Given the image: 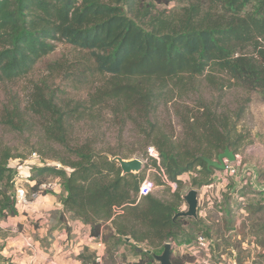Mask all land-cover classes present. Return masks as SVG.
<instances>
[{
  "label": "trees",
  "instance_id": "16d2710c",
  "mask_svg": "<svg viewBox=\"0 0 264 264\" xmlns=\"http://www.w3.org/2000/svg\"><path fill=\"white\" fill-rule=\"evenodd\" d=\"M175 1L0 0V83L29 75L58 43L90 51L91 73L103 81L89 94V107L113 104L116 115L141 127L148 137L145 147H156L169 181L178 185L172 201L154 194L139 199L144 176L124 174L116 159L130 157L115 147L97 150L92 140L72 141L70 127L79 116L64 110L41 86L31 90L29 110L42 121L48 140L62 148L53 157L62 167L47 166L39 172L60 180L63 211L90 225L93 237L110 222L108 237L115 233L117 245L127 243L142 254L136 264L158 262L153 252L134 242L164 246L183 232L186 217H176L186 196L180 177L192 175L196 187L210 185L216 168L204 158L214 159L226 148L237 151L242 143L239 116L233 120L207 105L189 107L181 115L183 131L175 140L155 121L160 103L204 75H223L232 86L264 95V0H187L185 6L168 8ZM3 123L25 127L18 106L6 109ZM17 157L10 148H0L4 216L18 214L15 192L10 193L17 173L10 161ZM149 160L158 167L156 160ZM172 260L186 262L174 253Z\"/></svg>",
  "mask_w": 264,
  "mask_h": 264
},
{
  "label": "rangeland",
  "instance_id": "374dc122",
  "mask_svg": "<svg viewBox=\"0 0 264 264\" xmlns=\"http://www.w3.org/2000/svg\"><path fill=\"white\" fill-rule=\"evenodd\" d=\"M187 4V0H178L168 8H180ZM93 63L90 51L68 43H58L56 50L40 60L29 75L0 83V148L8 147L15 156H19L12 159L10 165L16 168L18 176L20 174L25 178L24 183L30 192H35L32 183L34 179L56 185V189L50 193L56 199L50 202H53L52 215L59 219L57 227L64 223L61 230L69 218L59 209L63 193L60 180L39 171L47 166L62 167L53 158L62 153V148L48 140L42 121L29 110L31 90L36 85L53 95L64 110L74 111L79 116V119L76 117L72 121L70 127L72 141L82 143L92 140L97 150L115 147L130 159H142L144 168L140 174L155 181L156 188L152 194L166 201H172L173 193L178 187L177 184L164 180L153 162L146 160L148 147L145 144L148 137L143 134L141 127L131 119H125L124 115H116L110 107L113 104L89 107V94L103 81L98 73H91ZM215 79L200 76L195 82L188 83V88L181 93L176 91L168 94L158 107L155 121L178 140L183 131L180 117L189 107L207 105L219 113H227L233 120L239 116L237 130L242 136V143L237 151L230 149L236 155L233 163L240 168L249 166L257 172L254 178L258 188L251 187L250 183L242 187L245 180L239 181L227 176L217 168L213 182L202 187L192 185L193 176L187 177L185 174L182 192L186 195L190 190L197 189L200 200L198 216L186 217L179 237L187 235L192 238V247L198 251L190 250L189 246L174 256H184V264H264V95L232 86L229 81L224 80L223 75L218 76L217 81ZM17 106L24 116L23 129H13L3 123L6 109L13 110ZM214 159L217 160L218 155ZM13 192V188H10V193ZM187 209L185 201L179 207V212ZM15 216L17 214H0V223L6 221L23 227L18 219L19 223H13L12 218ZM65 229L69 231L67 227ZM4 230V227H0L1 248L7 246L9 236H15V232ZM200 235H204L210 242L208 249L200 246ZM114 245L104 247L107 249V260H104L106 264L116 262L112 250L118 245L116 242ZM130 247L135 254H139L135 247ZM186 250L188 251L185 252ZM62 252L67 253L66 260L71 261L70 264H92L100 256L98 247H87L84 243L69 244L63 247ZM124 256H118V261L124 260ZM12 259L9 257L3 262L12 264Z\"/></svg>",
  "mask_w": 264,
  "mask_h": 264
},
{
  "label": "crops",
  "instance_id": "0c3cea01",
  "mask_svg": "<svg viewBox=\"0 0 264 264\" xmlns=\"http://www.w3.org/2000/svg\"><path fill=\"white\" fill-rule=\"evenodd\" d=\"M187 177H190V174H187ZM181 179L185 181V176L182 175ZM35 182L36 179L32 181V183ZM255 182V178H252L240 184L243 187V185L250 183L251 187L253 186L256 189L258 185ZM199 197L200 195L198 198ZM55 199L54 194H46L42 199L32 202L23 213H18L17 216L12 218L13 223L19 220V222L23 224V227H17L12 223L1 221L0 227H4V231L10 230L11 232H15V236H9L7 238V246L3 248L0 247V264H10L3 262L9 257L13 258L12 264H70L71 261L66 260L67 253L62 252V250L63 247L72 243L76 245L84 243L87 247L90 245L98 247L100 256L96 258V262L105 264L107 260V249L104 247H111L118 239L115 233L113 237H108V233L110 232L109 227L111 228L112 226L111 223H108L107 228H102V234L99 237H93L91 235L92 227L76 220L72 213L64 212L60 201L59 209L69 218V221H66L63 230H61L60 228L64 223L59 224L57 227L59 219L58 217L56 218L55 215H52L53 202H50V200ZM66 227L69 231H66ZM170 243L172 244L174 254H177L180 250H185L186 247L189 248V246L190 250L196 249L195 252L198 251L197 248L194 246L192 247L193 240L187 235L184 237L181 235V237H178ZM30 244L31 246H28ZM134 244L143 249L148 248L152 252H156V254H162L165 246L149 247L147 242H134ZM102 248H104V250ZM187 251L188 250L185 252ZM112 252L116 261L113 264H134L142 259V254H135L127 243L119 244ZM123 254L125 255L123 257L124 260L118 261L117 257Z\"/></svg>",
  "mask_w": 264,
  "mask_h": 264
},
{
  "label": "built area",
  "instance_id": "2783aa9c",
  "mask_svg": "<svg viewBox=\"0 0 264 264\" xmlns=\"http://www.w3.org/2000/svg\"><path fill=\"white\" fill-rule=\"evenodd\" d=\"M146 160L148 161L150 158L157 161L158 170L161 172L164 180L169 182L168 176L166 175L164 169L161 166L160 153L156 149L155 146H149L147 149ZM223 174L227 176L233 177L239 181L252 179L255 177L257 172H254L253 169L249 166H243L240 168L238 165H235L233 162L226 161V169L222 170ZM25 178L19 174L18 172L14 176V196H15V207L18 210V213H23L26 208L32 204V202L36 200L42 199L46 194H50L54 189H56V185L52 182H42L37 184L36 182L33 185L37 186V190L34 193L30 192L27 186L25 185ZM156 188V183L154 180L149 177H145L139 187L138 198H142L148 196L153 193ZM199 244L202 248L208 249L210 246V242L204 235H200L198 238ZM28 246H31L28 245ZM100 259V258H99Z\"/></svg>",
  "mask_w": 264,
  "mask_h": 264
},
{
  "label": "water",
  "instance_id": "95a60500",
  "mask_svg": "<svg viewBox=\"0 0 264 264\" xmlns=\"http://www.w3.org/2000/svg\"><path fill=\"white\" fill-rule=\"evenodd\" d=\"M116 159L120 162L124 174L140 173L144 168V161L139 158L123 159L121 157H117ZM204 160L208 163L209 167L225 170L226 161L234 162L236 160V155L232 150H230V148H226L224 152H221L218 155L217 160L208 157H205ZM198 196L199 193L197 189L190 190L185 196L188 209L186 211L178 212L176 217H197L199 207ZM149 252L152 253L151 250H149ZM172 254V244L167 242L164 246L162 254H154V257L159 264H175L172 260Z\"/></svg>",
  "mask_w": 264,
  "mask_h": 264
}]
</instances>
